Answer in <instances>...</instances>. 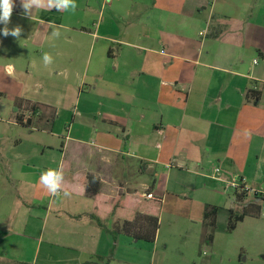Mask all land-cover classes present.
<instances>
[{"label":"crops","instance_id":"0c3cea01","mask_svg":"<svg viewBox=\"0 0 264 264\" xmlns=\"http://www.w3.org/2000/svg\"><path fill=\"white\" fill-rule=\"evenodd\" d=\"M75 2V11L34 10L29 18L14 0L8 27L20 26L21 38L0 31V56L25 59L29 76L78 86L72 119L90 130L83 137L74 125L62 144L57 169L70 196H52L39 183L46 165L17 146L0 150L8 167L0 166V264H110L121 237L131 238L114 240L90 214L102 205L101 222L112 228L118 200L132 208L142 197L158 199L157 191L200 192L204 211L218 207L214 182L264 191V0ZM31 105L55 112L52 124L42 118L53 128L57 110L47 103L17 98L15 114ZM19 189L32 190L33 201ZM74 199L90 202L72 209Z\"/></svg>","mask_w":264,"mask_h":264},{"label":"rangeland","instance_id":"374dc122","mask_svg":"<svg viewBox=\"0 0 264 264\" xmlns=\"http://www.w3.org/2000/svg\"><path fill=\"white\" fill-rule=\"evenodd\" d=\"M160 45L157 44V51H160ZM26 63L25 59L20 60L11 54L0 56V150L17 146L29 162L46 165L44 172L58 167L62 144L75 125L72 118L79 110L80 93L78 86H59L57 82L62 76L49 73L29 76ZM9 65L13 69L11 75L7 71ZM17 81H22L23 86H15ZM25 97L40 104L47 103L57 110L53 128L43 121L44 117L52 116V109H41L42 120L22 110L20 114L23 113L24 123L29 118L32 123L23 125L18 122L15 102L17 98ZM78 125L74 126V131L90 137V130H81ZM0 163L2 172L8 173L5 161L0 160ZM5 179L7 188L15 194L16 188ZM142 180H148V177L143 176ZM214 184L215 193L210 199L218 205L219 212L212 243L204 241L203 207L198 200L202 199V193L198 192L194 198H180L157 191L161 206L157 213L159 230L156 241L147 243L122 236L119 247L114 248L110 264H264V218L252 214L237 223L234 230L228 228L230 209L241 214L243 208L256 199L254 193L249 192L243 202H238L233 188L219 182ZM17 191L33 201L30 198L32 190L28 194L20 189ZM74 200L72 209H84L90 202L86 201L88 199ZM47 202L53 204L54 210L58 209L57 198H50Z\"/></svg>","mask_w":264,"mask_h":264},{"label":"trees","instance_id":"16d2710c","mask_svg":"<svg viewBox=\"0 0 264 264\" xmlns=\"http://www.w3.org/2000/svg\"><path fill=\"white\" fill-rule=\"evenodd\" d=\"M30 114L35 116L40 114L41 107L37 105H31L28 107ZM43 115V113H42ZM23 114H17V120L23 125H29L30 120L26 123L23 122ZM55 118V112L51 117H44L47 122L52 124ZM84 181V180H83ZM236 199L238 202H243V200L248 196V192H235ZM140 198V197H139ZM258 199V198H257ZM257 199L254 198V202L250 203L248 206L244 207L242 213L237 215L232 209H230V216L228 221L229 230H234L237 223L242 222L247 216L252 214H259L260 206L257 204ZM161 206V201L159 199H146L144 197L140 198L134 207L130 208L125 206L122 200H118L110 208V212L117 220L113 222L112 228H106L101 222L104 218L103 206H97L96 209L90 214L91 219L95 220L101 227H103L110 235L113 236L114 240L119 235L127 236L131 239L143 241L147 243H154L156 240L157 232L159 230V219L158 210ZM219 208L217 206L206 205L203 211V227H204V241L207 243H212L214 236V229L217 223ZM104 215V216H103ZM121 217V218H120ZM114 250L111 255H113ZM112 257V256H111Z\"/></svg>","mask_w":264,"mask_h":264},{"label":"clouds","instance_id":"9594fccd","mask_svg":"<svg viewBox=\"0 0 264 264\" xmlns=\"http://www.w3.org/2000/svg\"><path fill=\"white\" fill-rule=\"evenodd\" d=\"M15 7L14 0H0V24L4 27L2 34L4 37L12 36L20 40L22 35V28L15 26L9 28L8 24L11 22V16ZM21 7L23 15L32 18L34 10H52L56 11H75L77 5L75 0H21ZM53 36L59 37V31H53ZM44 64L47 66L52 63V57L48 53L43 54ZM9 75L12 74V66L7 68ZM39 183L50 193L52 196H59L63 192L64 196H70L71 193L64 187V174L61 169H48L42 172Z\"/></svg>","mask_w":264,"mask_h":264},{"label":"built area","instance_id":"2783aa9c","mask_svg":"<svg viewBox=\"0 0 264 264\" xmlns=\"http://www.w3.org/2000/svg\"><path fill=\"white\" fill-rule=\"evenodd\" d=\"M220 172H221L220 168H216L215 169V178L216 179H220L219 178ZM223 184H226V185L230 186L231 188H233L235 190V192H248V193L249 192H253L254 196L256 197V199L258 198L257 202H258V204L260 206L259 215L264 218V191L251 189V188L245 186L239 180H233V181H230V182H226L225 181V182H223ZM147 198H152V195L148 194Z\"/></svg>","mask_w":264,"mask_h":264}]
</instances>
